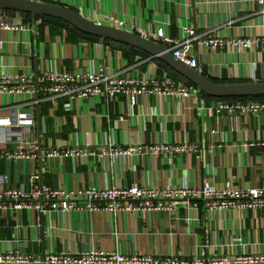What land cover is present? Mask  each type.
Returning <instances> with one entry per match:
<instances>
[{"label":"crops","instance_id":"crops-1","mask_svg":"<svg viewBox=\"0 0 264 264\" xmlns=\"http://www.w3.org/2000/svg\"><path fill=\"white\" fill-rule=\"evenodd\" d=\"M68 7L84 18L109 25L108 16L118 18L132 32L167 46L148 32L162 29L178 40L183 26L197 36L190 53L196 55L198 71L216 82H264V7L245 0H35ZM0 19L13 25H32L24 12L0 10ZM249 39L246 47L219 44L208 48L203 40ZM110 71L116 77L150 73L159 82L186 80L158 58L123 49L103 38L70 37L53 21L35 19V29L0 30V76H24L34 89L28 99L15 93L0 94V117L11 111L32 114L31 135L37 141V158L32 161L0 159V175L8 182L0 190L25 181L35 171L38 182L74 191L90 184L100 187L187 185L199 188L209 183L218 188L239 189L264 184V109L241 115L215 111L219 100L196 90L185 97L138 95L130 105L124 94L74 98L56 96L49 100L35 91L38 77L46 70H82L98 74ZM71 109L66 108L69 104ZM0 128V149H13ZM191 144L195 151L180 154H143L113 159L87 157L82 162L69 158H44L45 150L65 142L112 144L155 142ZM40 152V153H39ZM101 204V203H100ZM200 199L180 200L166 211L114 213L96 210L65 213L46 210H0V254L14 251L27 262L0 264H46L35 259L48 252L88 250L135 253L157 259L154 264H264V208L226 207L203 210ZM241 257L246 261L233 262ZM223 259L219 262L217 260ZM164 260H168L165 261ZM215 260V261H214ZM224 260H228L227 262Z\"/></svg>","mask_w":264,"mask_h":264},{"label":"built area","instance_id":"built-area-1","mask_svg":"<svg viewBox=\"0 0 264 264\" xmlns=\"http://www.w3.org/2000/svg\"><path fill=\"white\" fill-rule=\"evenodd\" d=\"M264 7V0H245ZM108 26L132 32L130 26L126 27L124 21L108 16ZM100 24V23H97ZM27 29L33 31L32 25H13L12 22L0 19V30ZM149 38H158L166 43L164 46L172 56L182 61L192 69H197L198 61L196 55L190 53L196 43L197 36L191 26H183L178 40L172 39L163 33L162 29L156 32H148ZM249 39H237L222 41L212 37L202 41L208 48H213L219 44L246 47ZM163 46V45H162ZM104 69H100L98 74L94 72H84L82 70L72 72H58L56 70H46L37 79V88L53 100L56 96H68L69 101L74 98H87L88 96H106L109 100H114L116 96L124 94L128 97L130 105L136 103L138 95H148L149 93L168 95L176 92L179 95L188 97L197 88L175 83L172 78L165 82H159L154 74L144 73L139 76L116 77L110 71L105 74ZM24 76L2 75L0 76V94L15 93L20 99H28L34 93V89L24 83ZM67 109H71L70 102L66 104ZM264 109V101L248 100L226 101L219 100L215 111L219 113L226 110L229 113L237 112L241 115L256 114ZM26 114L12 110L7 117H0V128L4 129V140H11L13 149H0V159H15L21 161H32L37 158V141L31 135V128L34 127L32 114L27 118ZM195 146L183 143L155 142L151 145L143 143H133L127 147H115L112 144H84L65 142L60 147H51L45 150L44 158H71L75 164L82 162L87 157L103 158L105 155L113 159L121 156H139L143 154H180L188 151H195ZM40 153V152H39ZM27 177L24 182L16 187L4 188L0 190V210L10 209L15 212L21 210H35L40 217L46 210H53L60 213L69 211L93 212L103 210L114 213L116 211L138 212V211H166L174 208L180 200L200 199L204 203L203 210H220L226 207L236 208H264V184L257 188L239 189L227 185L218 188L209 183L196 188L187 185H174L159 188L156 186L129 187L104 186L100 187L90 184L87 187L74 191L62 186L49 187L38 182L39 176L35 171L26 172ZM8 182L7 176L0 175V183ZM101 203V204H100ZM27 256H21L14 251L8 254H0V263L6 261L27 262ZM233 262L246 261L247 258L236 257L230 259ZM46 264H154L157 259L148 256H141L135 253L123 254L118 251L88 250L84 252H48L43 257L35 259ZM168 261V260H164ZM215 261V260H214ZM221 262L223 259H218ZM228 261V260H224ZM171 264H181L182 261L173 259ZM197 264H201L197 262Z\"/></svg>","mask_w":264,"mask_h":264},{"label":"water","instance_id":"water-1","mask_svg":"<svg viewBox=\"0 0 264 264\" xmlns=\"http://www.w3.org/2000/svg\"><path fill=\"white\" fill-rule=\"evenodd\" d=\"M0 10L29 13L32 17L33 29H35V16L41 15L67 22L84 34L119 42L141 50L161 60L174 72L192 83L199 92L206 95L217 97L264 96V82L215 83L200 73L198 69H192L173 57L171 52L161 44L135 33L97 24L68 7L35 0H0Z\"/></svg>","mask_w":264,"mask_h":264},{"label":"trees","instance_id":"trees-1","mask_svg":"<svg viewBox=\"0 0 264 264\" xmlns=\"http://www.w3.org/2000/svg\"><path fill=\"white\" fill-rule=\"evenodd\" d=\"M14 11V10H12ZM25 13V12H24ZM26 17L28 18H31V15L29 13H25ZM35 18H40L42 20H49V21H53L55 24H57L60 28H64L67 30L68 34H69V38L71 37H85V38H100V37H95V36H91V35H87V34H84L82 33L81 31H79L76 27L72 26L71 24L67 23V22H64V21H61L59 19H55V18H50V17H46V16H41V15H36ZM104 39V38H103ZM107 41H111V40H108V39H105ZM111 42H114L115 44L121 46L123 49H127L129 51H135V52H138V53H141L145 56H148L149 54L141 51V50H138L136 48H133L131 46H128V45H125V44H122V43H119V42H115V41H111ZM150 56V55H149ZM209 78V77H208ZM211 81L215 82V83H218L216 82L214 79H211L209 78ZM187 84L190 85V86H193L195 87L192 83L188 82L186 80ZM242 81H233L232 83H241ZM219 83H227V82H219ZM196 88V87H195ZM203 93V92H201ZM204 94V93H203ZM205 96H208L210 97L211 99H216V100H226V101H230V102H234V101H240V102H245V101H248V100H255V101H264V96H257V97H217V96H210V95H206L204 94Z\"/></svg>","mask_w":264,"mask_h":264}]
</instances>
